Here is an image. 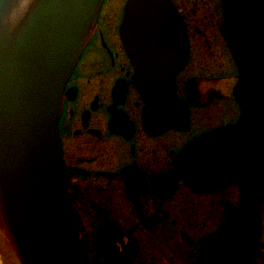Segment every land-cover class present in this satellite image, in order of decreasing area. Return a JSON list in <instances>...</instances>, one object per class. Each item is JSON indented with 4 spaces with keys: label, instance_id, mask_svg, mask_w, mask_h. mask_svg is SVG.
I'll return each instance as SVG.
<instances>
[{
    "label": "flooded vegetation",
    "instance_id": "1",
    "mask_svg": "<svg viewBox=\"0 0 264 264\" xmlns=\"http://www.w3.org/2000/svg\"><path fill=\"white\" fill-rule=\"evenodd\" d=\"M130 2L103 1L63 92L57 128L78 264H264V201L255 251L233 257L232 247L244 244L234 245L237 235L219 231L238 209L242 187L229 177L196 187L175 165L191 144L202 140L205 150V137L213 133L226 147L218 159L254 156V129L236 130L238 68L221 34L220 0H169L188 42V59L175 76L188 119L164 129L149 127L132 83L133 65L120 37Z\"/></svg>",
    "mask_w": 264,
    "mask_h": 264
},
{
    "label": "water",
    "instance_id": "2",
    "mask_svg": "<svg viewBox=\"0 0 264 264\" xmlns=\"http://www.w3.org/2000/svg\"><path fill=\"white\" fill-rule=\"evenodd\" d=\"M103 1L30 0L20 12L22 0H0V224L19 264H78L77 233L57 127L65 83L91 37ZM156 3L154 13H168L181 43L171 50L175 60L165 62V74L172 79L169 98L178 102L173 76L188 59V42L169 0ZM139 20L142 25L147 22L135 16L134 25ZM251 28L246 24L247 35L241 41L233 33L230 38L234 42L229 45L239 43L244 49L241 53L240 48H231L238 68L233 94L241 108L240 124L253 119L250 125L254 122L256 128L264 129V36L261 55L254 56L250 51L257 42ZM143 30V40L150 38ZM140 46L146 51L147 44ZM182 109L181 116H187L185 107ZM191 145L180 158L184 166L200 150ZM241 187L240 205L219 231L237 235L231 239L234 245L244 244L232 247L231 256L239 259L256 249L259 207L264 201L263 186Z\"/></svg>",
    "mask_w": 264,
    "mask_h": 264
},
{
    "label": "bare ground",
    "instance_id": "3",
    "mask_svg": "<svg viewBox=\"0 0 264 264\" xmlns=\"http://www.w3.org/2000/svg\"><path fill=\"white\" fill-rule=\"evenodd\" d=\"M29 1L22 0L20 12L27 6ZM220 2L224 9V24L221 27V34L224 41L228 45L230 42H234L230 39L232 33L233 35L235 34L237 39L240 38L241 41V37H246L247 35L245 32L246 24H250L252 27L251 36L254 35V42H257L250 52L254 56H260L261 47L259 46L260 41H262V36H264V0L259 4L255 3L254 0H220ZM133 4V6L131 4L127 6V16H125L120 28L122 43L132 65L134 64L132 83L138 89L145 103L144 110L145 114L148 115L145 119L147 118L149 127L153 129L160 127L164 129L168 126L176 127L178 124L185 122V119H188V115L181 116L182 112L180 111L185 106L182 105V101L177 97L176 88L175 96L181 102H175V99L169 98L171 96L172 79L169 73L165 74V62L175 60L174 52H171V50L181 45L180 39L175 38L174 24L170 20L168 13L166 14L163 10H161V13L158 11L156 14L154 13L158 8L156 0H134ZM135 16L143 17L147 22L142 25L139 20V23L136 22L134 25ZM143 29L148 31L147 36L151 35L150 38H145L147 41L142 38ZM228 32L229 35L227 34ZM139 43L143 47L147 44L146 51L142 50ZM232 46L240 48L241 53L244 51L242 45L239 43L229 45V48L231 49ZM232 51H234V48L230 52L232 57L235 58ZM71 74L67 78V81ZM173 82L175 86L174 76ZM61 108L62 103L60 112ZM252 121L253 119L246 121L247 124H240L239 122L238 128L236 129H254L251 142L254 143L255 152L253 158L251 156L248 158L249 164L246 156L236 159L228 157L222 158V160L218 159L217 151H224L226 147L220 148L219 141H216L217 133H213L214 135L205 137L206 143H208L205 150L202 148L197 151L198 154L195 153L196 156L192 157L185 166L181 163L178 164V159L186 156V151L189 150V147L183 152V155H179L176 158L175 165L178 170L177 172L181 174L184 181L188 184L194 185L190 183L189 179L195 181L197 185L194 186L221 185L224 179L228 177H234L231 182H237L239 186H264V129H261V127L256 128L254 122L250 125ZM234 131L231 132V136H233L232 133ZM261 131L262 133H260ZM233 138L235 137L233 136ZM230 142L232 141L230 140ZM230 142L224 140L222 145L231 144ZM201 143L203 141L199 140L191 146L196 145L199 146L198 148H201L203 145Z\"/></svg>",
    "mask_w": 264,
    "mask_h": 264
},
{
    "label": "rangeland",
    "instance_id": "4",
    "mask_svg": "<svg viewBox=\"0 0 264 264\" xmlns=\"http://www.w3.org/2000/svg\"><path fill=\"white\" fill-rule=\"evenodd\" d=\"M14 253L0 229V264H19L18 258Z\"/></svg>",
    "mask_w": 264,
    "mask_h": 264
}]
</instances>
